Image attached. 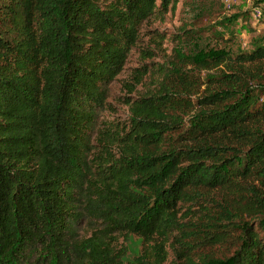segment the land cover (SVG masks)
I'll list each match as a JSON object with an SVG mask.
<instances>
[{
    "label": "trees",
    "instance_id": "1",
    "mask_svg": "<svg viewBox=\"0 0 264 264\" xmlns=\"http://www.w3.org/2000/svg\"><path fill=\"white\" fill-rule=\"evenodd\" d=\"M177 1L0 0V264H264V39L234 56L177 50L219 72L202 83L179 69L175 85L128 102L129 129L100 131L91 158L106 86L142 23ZM202 229L231 254L198 255ZM131 234L142 248L125 262L116 243Z\"/></svg>",
    "mask_w": 264,
    "mask_h": 264
},
{
    "label": "rangeland",
    "instance_id": "2",
    "mask_svg": "<svg viewBox=\"0 0 264 264\" xmlns=\"http://www.w3.org/2000/svg\"><path fill=\"white\" fill-rule=\"evenodd\" d=\"M178 0L174 9L169 6V11L162 17H152L142 23L136 45L129 51L123 68L115 79L107 85L106 104L99 109L94 129L92 131V150L97 154L101 150L102 143L99 132L102 130H118L122 136L130 126V105L128 102L137 100L140 96L157 92L162 82L168 86L176 83L175 75L181 69V73L190 78L204 82L208 74H216L219 68L213 70H198L184 60H178L176 51L181 50L187 55L200 54L211 56V54L226 52L234 56L240 52L251 51L257 43L264 39V8L261 0ZM160 2V0H157ZM254 7L262 11L260 18L252 15ZM177 71V72H175ZM142 74V76L140 75ZM170 77L165 78V75ZM179 90H180V86ZM203 87H201L202 89ZM180 96L189 98L195 103L197 94L180 93ZM193 108L187 109L183 115V123L187 128ZM102 142V141H101ZM108 144V143H107ZM115 157L120 152L119 146L114 143L107 149ZM224 191L212 192L199 200L205 204H212V200L219 202L225 196ZM239 196L234 194L232 199ZM189 203L185 204L188 206ZM199 205L191 207L192 213L189 218L196 220L199 214L202 215ZM255 215L247 219L256 222ZM87 221L82 223L79 233H89ZM229 225V226H228ZM223 224L225 236L229 237L238 234V227L231 224ZM208 229H202L201 236L197 241L205 243L195 249L207 256L225 257L231 254L234 248L224 240H211L205 234ZM204 233V234H203ZM208 241V243H206ZM117 248L126 247L127 253L125 262H130L141 250L142 240L137 235L131 234L127 241L122 236L116 243ZM199 255V254H198ZM172 254H170V259Z\"/></svg>",
    "mask_w": 264,
    "mask_h": 264
},
{
    "label": "built area",
    "instance_id": "3",
    "mask_svg": "<svg viewBox=\"0 0 264 264\" xmlns=\"http://www.w3.org/2000/svg\"><path fill=\"white\" fill-rule=\"evenodd\" d=\"M227 3L228 6L231 5V2H229L228 0H225ZM252 15L255 17V18H260L262 16V11L260 8L258 7H254L253 10H252Z\"/></svg>",
    "mask_w": 264,
    "mask_h": 264
}]
</instances>
